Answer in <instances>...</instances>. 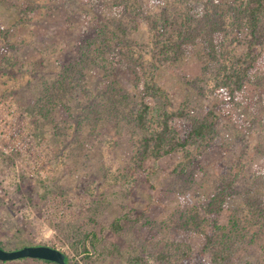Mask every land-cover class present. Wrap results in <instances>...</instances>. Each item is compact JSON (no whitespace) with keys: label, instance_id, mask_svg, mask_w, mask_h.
Here are the masks:
<instances>
[{"label":"rangeland","instance_id":"1","mask_svg":"<svg viewBox=\"0 0 264 264\" xmlns=\"http://www.w3.org/2000/svg\"><path fill=\"white\" fill-rule=\"evenodd\" d=\"M168 1L149 0L146 9ZM221 1L226 11L231 0ZM122 13L118 0H0L1 247L49 245L62 250L68 264H130L136 256L140 264H200L195 254L207 240L191 217L195 208L205 214L215 194L241 174L250 177L248 190L264 200V162L259 160L252 184L245 167L251 158H264L263 55L232 102L211 76L219 63L204 40L160 66L155 81L168 93L170 111L184 105L188 113L172 118L176 135L185 136L210 108L218 115L214 140H191L160 156L140 157L143 138L159 124L152 120L143 128L135 122L133 106L143 87L125 65L112 76L91 61L85 68L86 87L99 97L111 90L119 117L83 121L79 85L64 92L66 106H45L54 85L64 80L62 70L83 46L100 47L97 37L105 25L121 34L114 20ZM134 19L125 21L129 50L147 57L152 25L143 15ZM226 48L248 50L233 41ZM224 54L227 58L226 49ZM240 158L246 159L239 163ZM244 195H227L224 207H243ZM247 240L229 264H264V242ZM0 264L58 263L24 257Z\"/></svg>","mask_w":264,"mask_h":264},{"label":"trees","instance_id":"2","mask_svg":"<svg viewBox=\"0 0 264 264\" xmlns=\"http://www.w3.org/2000/svg\"><path fill=\"white\" fill-rule=\"evenodd\" d=\"M118 1L123 6V17L115 19L114 22L121 34L105 25L97 37L100 47L93 49L90 45L83 46L79 57L62 70L64 80L62 78L54 85V92L47 96L45 102L42 100L46 103L45 106L49 102L66 106L64 92L72 93L79 85L78 88L81 87L83 91L81 96L84 102L82 101L80 113L83 121L96 122L95 118L99 115L119 117L120 110L113 107L117 102L113 104L108 95L111 90L105 91L99 97L86 87L85 68L91 61L112 76L114 71L125 65L135 75L136 85L143 87L142 99L133 106L135 122L143 128L152 120L159 124V129L143 138L141 158H146L149 154L160 156L162 153H170L179 146H188L191 140H214L218 115L212 108L206 111L204 119L193 121L194 124L185 136L176 135L171 124L172 118L186 117L187 109L183 105L178 112L170 111L169 95L155 81V72L160 66L178 60L188 47L204 40L212 61L219 63V68L211 76L217 80V85L227 101L232 102L235 93L247 79L249 68L264 56V0H231L226 11L221 9V0H201L199 5L193 0H169L164 7L153 10L146 9L149 0ZM138 15L145 16L154 31L152 45H148L149 50H146L147 57L136 50H129L128 40L125 38L128 29L125 21L132 19L134 22V17ZM243 32L246 33L245 36H242ZM231 41L246 44L247 52H230L226 47ZM259 47L262 51L256 53ZM109 52L114 57H108ZM207 71L206 66L205 72L209 73ZM244 159L246 158H240L238 162L243 163ZM251 159L257 160V163L251 160L249 164L245 162V167L249 168L252 184L259 172L256 166H261L259 160L264 162V158ZM241 175L243 176L239 178ZM241 175H235L227 182L223 191L215 194L206 206L205 214L195 213L197 208L191 214L207 240L204 249L195 254L200 264H229L230 257L246 244L245 240L264 242V200L259 194L254 195L249 191L248 185L245 186V181L250 177L247 174ZM237 191L245 193L244 206L225 208V197ZM187 251L184 249L185 254H188ZM141 261V257L136 256L130 264H140Z\"/></svg>","mask_w":264,"mask_h":264},{"label":"water","instance_id":"3","mask_svg":"<svg viewBox=\"0 0 264 264\" xmlns=\"http://www.w3.org/2000/svg\"><path fill=\"white\" fill-rule=\"evenodd\" d=\"M24 257L40 258L57 262L58 264H68L66 254L62 250L49 245H27L13 250L0 246L1 261L16 260Z\"/></svg>","mask_w":264,"mask_h":264}]
</instances>
